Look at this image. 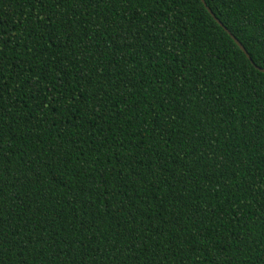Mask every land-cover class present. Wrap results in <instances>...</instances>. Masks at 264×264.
<instances>
[{"label": "trees", "instance_id": "16d2710c", "mask_svg": "<svg viewBox=\"0 0 264 264\" xmlns=\"http://www.w3.org/2000/svg\"><path fill=\"white\" fill-rule=\"evenodd\" d=\"M204 2L0 0V264H264V0Z\"/></svg>", "mask_w": 264, "mask_h": 264}, {"label": "water", "instance_id": "95a60500", "mask_svg": "<svg viewBox=\"0 0 264 264\" xmlns=\"http://www.w3.org/2000/svg\"><path fill=\"white\" fill-rule=\"evenodd\" d=\"M202 3L205 5L204 0H201ZM206 6V5H205ZM208 13L212 16V18L216 21V23L223 28V30L231 37V39L235 42V44L239 47V49L245 54V56L249 59V61L251 62V64H253V62L250 59V56L248 55V53L246 52V50L244 49V47L242 46V44L218 21V19L213 15V13L211 12V10L206 7ZM258 70H260L261 72H264V68H259L257 67Z\"/></svg>", "mask_w": 264, "mask_h": 264}, {"label": "snow or ice", "instance_id": "6c2138e0", "mask_svg": "<svg viewBox=\"0 0 264 264\" xmlns=\"http://www.w3.org/2000/svg\"><path fill=\"white\" fill-rule=\"evenodd\" d=\"M2 175H3V173L0 172V176H2ZM0 220H2V217H0ZM2 246H3V241H2V239H0V250H2ZM112 254L115 255L114 252Z\"/></svg>", "mask_w": 264, "mask_h": 264}]
</instances>
